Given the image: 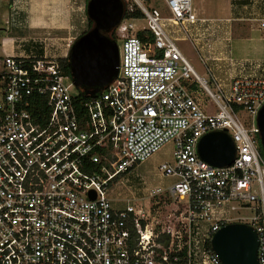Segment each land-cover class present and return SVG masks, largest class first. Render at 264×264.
<instances>
[{"label": "built area", "instance_id": "2783aa9c", "mask_svg": "<svg viewBox=\"0 0 264 264\" xmlns=\"http://www.w3.org/2000/svg\"><path fill=\"white\" fill-rule=\"evenodd\" d=\"M132 1L128 11L140 10L145 23L123 17L112 30L121 43L118 72L80 108L60 62L71 42L61 57H1L0 264H221L207 241L230 222L253 227L264 264V157L255 122L264 61L226 84L201 76L177 44L197 22L208 25L191 0H164L168 15ZM21 2L0 0V31ZM259 25L264 33V17ZM216 130L235 145L226 166L197 153L200 138ZM167 144L158 170L174 182L148 195L176 204L175 223L158 229L150 211L112 192Z\"/></svg>", "mask_w": 264, "mask_h": 264}, {"label": "rangeland", "instance_id": "374dc122", "mask_svg": "<svg viewBox=\"0 0 264 264\" xmlns=\"http://www.w3.org/2000/svg\"><path fill=\"white\" fill-rule=\"evenodd\" d=\"M125 5H134L132 0H123ZM228 0H191V6L195 11L196 6L202 7V16L205 17H222L227 15L226 2ZM55 0H24L19 4V8L23 11H19V17H16L13 22L8 24V30L0 31V41L4 37H14L16 42L21 41L23 43L25 52H36L34 48L38 45L47 46L49 50L61 49L65 52L66 44L73 41L85 30H88V18L86 14V0H69L67 5L66 16L62 17L61 21H58L55 17L56 7ZM198 3V4H197ZM29 9V5L32 6V12L37 15H30L25 10L26 5ZM146 4H152L153 6L161 9L163 14L168 15L164 0H146ZM197 4V5H196ZM23 5V6H21ZM4 12V11H3ZM32 14V13H31ZM32 17V18H31ZM35 23H39L38 26ZM145 21L143 19L136 20V26H143ZM263 31L253 33L255 38L263 35ZM34 41V42H33ZM180 50L186 56V58L192 64L194 70L201 75L206 69L201 62L189 57L195 53L190 41L177 42ZM117 45H121L118 41ZM231 50L233 57H242L246 55L245 49L241 48L234 40L231 43ZM6 49L5 44L0 45V56L3 55ZM62 52V53H63ZM262 52V51H261ZM264 58V50L262 53H257V56ZM1 59V57H0ZM1 66V65H0ZM202 76V75H201ZM213 89L214 86L209 84ZM241 114V118L245 120L247 117ZM171 150V145H168V152ZM169 155L157 152L150 156L148 159L136 164L133 170L128 175H125L120 181L113 187L112 196L116 200L124 198L131 199L137 207L142 208L144 211H150L149 219H154L158 229L161 226L167 227V225H173L175 223V203L167 196H160V202L155 204L158 200L157 197L151 198L148 195V189L152 187L166 188L174 182V178L170 176L161 175L158 166L163 161L169 158ZM257 190V186L254 185L253 191ZM242 215L248 216L249 211L244 210Z\"/></svg>", "mask_w": 264, "mask_h": 264}, {"label": "water", "instance_id": "95a60500", "mask_svg": "<svg viewBox=\"0 0 264 264\" xmlns=\"http://www.w3.org/2000/svg\"><path fill=\"white\" fill-rule=\"evenodd\" d=\"M86 14L92 26L70 45L67 60L74 86L86 95L95 96L118 72V46L107 33L122 21L125 3L123 0H87ZM255 122L264 157V104ZM197 153L212 166H226L234 159L235 145L224 131H210L200 138ZM210 246L221 264H259L258 236L251 225L241 222L223 225L212 235Z\"/></svg>", "mask_w": 264, "mask_h": 264}, {"label": "crops", "instance_id": "0c3cea01", "mask_svg": "<svg viewBox=\"0 0 264 264\" xmlns=\"http://www.w3.org/2000/svg\"><path fill=\"white\" fill-rule=\"evenodd\" d=\"M68 1L69 0H55V17L58 21H61L62 17L66 16ZM27 6L28 4L25 10H27L30 15H37L35 10L34 13L32 12L31 5H29V9H27ZM23 7L21 11L24 10ZM225 8L227 15L214 18L202 16L204 12L202 7L196 6L194 12L197 17L207 19L208 25L206 26V24L204 25L201 22H197L191 29L190 39L180 40V42L190 41L195 53L189 58L201 62L207 71H204L201 75L204 77L216 78L223 84L228 83L230 77L239 73H250L252 71L251 67H253L252 63L264 61L261 55L257 56V53H262L264 50V34L260 35L258 38L253 36V33L262 31L259 24L260 18L264 17V0H228ZM35 24L38 26L39 23ZM201 32H203L205 36L201 37ZM234 40L241 48L245 49V56H232L233 51L230 46ZM206 41L209 42V46L205 44ZM3 44H5L6 49L2 56H40L45 53L47 55L61 57L65 53L61 49L57 51L49 50L47 46H45V43L44 46H41L36 42H34L37 46L34 48L36 52L27 53L24 47L22 48L23 43H21V41L17 43L16 39L12 36L2 38L0 45ZM241 63H244L245 68L240 65ZM168 145L169 144L163 146L158 152L166 156L169 155L170 151L168 152Z\"/></svg>", "mask_w": 264, "mask_h": 264}, {"label": "trees", "instance_id": "16d2710c", "mask_svg": "<svg viewBox=\"0 0 264 264\" xmlns=\"http://www.w3.org/2000/svg\"><path fill=\"white\" fill-rule=\"evenodd\" d=\"M86 2H87V0H86ZM125 7L126 8H125L124 18L133 17V18H136V19H141L143 17V14L140 12V10L135 9L134 11L129 12L128 8H127V4L125 5ZM91 26H92V22L88 19V27H91ZM85 31H87V30H85ZM107 35L111 39L115 40V36H114L113 31L108 32ZM138 36H142V32H139ZM150 37H152V35H150ZM60 62H61L62 71L65 74H70V69H69V64H68L67 58L60 59ZM93 97L94 96L86 95L81 89L76 88V95L74 97V103H75L77 108H80V106H82L84 102L91 100ZM260 152L262 154L261 147H260ZM207 245L210 246V242L209 241H207Z\"/></svg>", "mask_w": 264, "mask_h": 264}]
</instances>
